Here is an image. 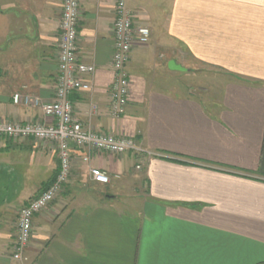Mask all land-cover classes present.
Here are the masks:
<instances>
[{
	"label": "crops",
	"instance_id": "obj_1",
	"mask_svg": "<svg viewBox=\"0 0 264 264\" xmlns=\"http://www.w3.org/2000/svg\"><path fill=\"white\" fill-rule=\"evenodd\" d=\"M63 2L0 0V122L55 123L14 96L54 102ZM116 3L81 0L79 55L96 73L71 100L85 127L153 156L75 151L66 192L35 216L27 261H16L19 213L60 161L50 143L0 138V264H264V0H127L152 38L131 54L120 118ZM172 61L224 78L211 94H181L157 77ZM94 168L110 183L93 181Z\"/></svg>",
	"mask_w": 264,
	"mask_h": 264
},
{
	"label": "built area",
	"instance_id": "obj_2",
	"mask_svg": "<svg viewBox=\"0 0 264 264\" xmlns=\"http://www.w3.org/2000/svg\"><path fill=\"white\" fill-rule=\"evenodd\" d=\"M80 20L81 0H64L54 102L42 104L30 97H22L19 94L14 96L16 104L41 107L55 123L46 125L39 121L25 124L0 122V138L6 137L15 141L32 139L50 143L55 147L60 161V169L53 183L19 213L12 253V258L16 261H27L26 252L34 235L35 216L54 203L68 185L74 168L75 151H94L116 156H153L145 151L134 137L97 133L85 127L76 118L71 96L75 93L90 92V79L96 73V67L82 61L79 55ZM113 28L115 50L112 67L115 79L111 87L110 113L112 117L120 118L125 115L131 98V78L127 72L131 54L135 47L150 43L152 31L150 27L136 22L135 16L127 8V0H117ZM83 161L88 162V157ZM91 177L102 185L110 183V176L98 168L91 170Z\"/></svg>",
	"mask_w": 264,
	"mask_h": 264
},
{
	"label": "rangeland",
	"instance_id": "obj_3",
	"mask_svg": "<svg viewBox=\"0 0 264 264\" xmlns=\"http://www.w3.org/2000/svg\"><path fill=\"white\" fill-rule=\"evenodd\" d=\"M190 66L188 72H174L169 73L165 78L157 76L159 79L165 80L169 87H174L182 94L193 91L196 94L206 95L211 94L212 90L220 84L224 78L222 72L208 66L196 65L195 67L188 63ZM66 192V188L57 197L59 199Z\"/></svg>",
	"mask_w": 264,
	"mask_h": 264
},
{
	"label": "water",
	"instance_id": "obj_4",
	"mask_svg": "<svg viewBox=\"0 0 264 264\" xmlns=\"http://www.w3.org/2000/svg\"><path fill=\"white\" fill-rule=\"evenodd\" d=\"M169 69L171 71H173V72H187V69L186 68H184V67H182L180 65H177L175 63V61L170 62Z\"/></svg>",
	"mask_w": 264,
	"mask_h": 264
}]
</instances>
